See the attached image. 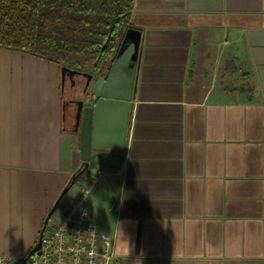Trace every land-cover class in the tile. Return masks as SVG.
Listing matches in <instances>:
<instances>
[{
  "label": "crops",
  "instance_id": "1",
  "mask_svg": "<svg viewBox=\"0 0 264 264\" xmlns=\"http://www.w3.org/2000/svg\"><path fill=\"white\" fill-rule=\"evenodd\" d=\"M129 21L142 45L127 135L116 147L117 115L104 117L86 198L113 264H264V0H134ZM61 67L0 47L9 262L30 252L81 167Z\"/></svg>",
  "mask_w": 264,
  "mask_h": 264
},
{
  "label": "trees",
  "instance_id": "2",
  "mask_svg": "<svg viewBox=\"0 0 264 264\" xmlns=\"http://www.w3.org/2000/svg\"><path fill=\"white\" fill-rule=\"evenodd\" d=\"M133 2L0 0V47L98 75L107 68L132 26L129 15Z\"/></svg>",
  "mask_w": 264,
  "mask_h": 264
},
{
  "label": "water",
  "instance_id": "3",
  "mask_svg": "<svg viewBox=\"0 0 264 264\" xmlns=\"http://www.w3.org/2000/svg\"><path fill=\"white\" fill-rule=\"evenodd\" d=\"M142 45V32L131 26L126 30L124 37L117 49L113 59L107 63V68L100 74L79 72L66 66L61 67L62 83L64 85L66 76L73 79L72 83L78 84L75 77L82 75L86 77L82 90H74L80 95L79 98L67 99L63 104V117L66 118L68 106L73 104V115L75 130L79 131V149L82 163L80 170L75 172L67 186L64 187L51 210L47 214L38 240L30 254L40 249L43 232L52 215L64 195L75 184L77 177L88 169L92 160L93 150L102 149V124L104 117H110L112 113L117 115L115 129L112 135L113 144L121 148L125 142L131 102L136 94L137 69ZM19 262V260H16Z\"/></svg>",
  "mask_w": 264,
  "mask_h": 264
},
{
  "label": "built area",
  "instance_id": "4",
  "mask_svg": "<svg viewBox=\"0 0 264 264\" xmlns=\"http://www.w3.org/2000/svg\"><path fill=\"white\" fill-rule=\"evenodd\" d=\"M89 193L87 183L59 217L49 220L39 250L22 256L19 262H9L0 254V264H113L112 238L99 230L86 206Z\"/></svg>",
  "mask_w": 264,
  "mask_h": 264
},
{
  "label": "rangeland",
  "instance_id": "5",
  "mask_svg": "<svg viewBox=\"0 0 264 264\" xmlns=\"http://www.w3.org/2000/svg\"><path fill=\"white\" fill-rule=\"evenodd\" d=\"M79 78H80V76H79ZM67 88H69V83L66 82L65 83V90H68ZM89 165H91V162ZM89 169H91V168H89ZM89 169H88V171L86 170V172L83 174V176L80 177L76 181V183L72 186V188L64 195L62 200L59 202V204L55 210V213L52 215L51 219H56L57 217H59L62 214V212L65 210V208L67 207L66 202L71 197V195L74 194L75 191H78L79 188H81L83 185H86L87 183H89V181L91 179H93V176H94L93 171L89 172Z\"/></svg>",
  "mask_w": 264,
  "mask_h": 264
},
{
  "label": "flooded vegetation",
  "instance_id": "6",
  "mask_svg": "<svg viewBox=\"0 0 264 264\" xmlns=\"http://www.w3.org/2000/svg\"><path fill=\"white\" fill-rule=\"evenodd\" d=\"M79 76H80V78H79ZM75 79H76L77 82H78L77 85H76V82H75V84L72 83L73 79H71V78L69 77V75L66 76L65 83H66V82L69 83V88H67L68 90H82L83 85H84L85 80H86V77H84V76H82V75H77V76L75 77ZM65 83H64V90H65ZM73 94H74L73 97H75V98H79V97H80V95H78V94L75 93V92H74ZM72 125H73V127H74L75 122L72 123ZM73 127H72V128H73Z\"/></svg>",
  "mask_w": 264,
  "mask_h": 264
},
{
  "label": "clouds",
  "instance_id": "7",
  "mask_svg": "<svg viewBox=\"0 0 264 264\" xmlns=\"http://www.w3.org/2000/svg\"><path fill=\"white\" fill-rule=\"evenodd\" d=\"M119 232L121 234L122 242L126 243L127 254L131 256L132 251H133V245L131 244V241H130L129 237L124 232L120 222H119Z\"/></svg>",
  "mask_w": 264,
  "mask_h": 264
}]
</instances>
